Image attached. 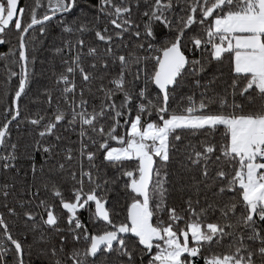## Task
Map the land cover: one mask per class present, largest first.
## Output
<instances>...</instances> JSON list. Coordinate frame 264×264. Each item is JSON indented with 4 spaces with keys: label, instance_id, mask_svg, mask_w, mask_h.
I'll list each match as a JSON object with an SVG mask.
<instances>
[{
    "label": "snow or ice",
    "instance_id": "obj_1",
    "mask_svg": "<svg viewBox=\"0 0 264 264\" xmlns=\"http://www.w3.org/2000/svg\"><path fill=\"white\" fill-rule=\"evenodd\" d=\"M5 47L0 264H264V0H0Z\"/></svg>",
    "mask_w": 264,
    "mask_h": 264
},
{
    "label": "trees",
    "instance_id": "obj_2",
    "mask_svg": "<svg viewBox=\"0 0 264 264\" xmlns=\"http://www.w3.org/2000/svg\"><path fill=\"white\" fill-rule=\"evenodd\" d=\"M93 2H95V0H93ZM25 3H30V0H21V6H23ZM55 31H58V29L55 30ZM193 31H195V29H193ZM9 38L12 39L13 43H15L14 32L12 34H10ZM0 51H6V47L5 48H0ZM44 55H46V54H43L42 55V60H43V56ZM39 69H40V65L38 64L37 65V71H39ZM36 79L39 82V84L45 83V78L42 77V76H37ZM16 83H17V81L14 79L12 81V87H15ZM37 86H38V84L35 83V82L31 85V88L29 90L28 96H26L24 98L25 100H27L32 95V92L37 88ZM185 91H186V89H185ZM14 135H15V132H14ZM36 264H39V261L38 260L36 261Z\"/></svg>",
    "mask_w": 264,
    "mask_h": 264
}]
</instances>
